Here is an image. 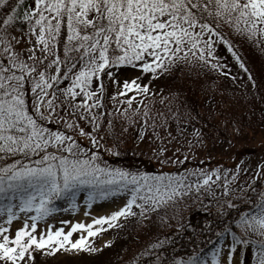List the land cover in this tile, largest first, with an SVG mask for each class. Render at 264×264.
I'll return each instance as SVG.
<instances>
[{
	"label": "rangeland",
	"instance_id": "rangeland-1",
	"mask_svg": "<svg viewBox=\"0 0 264 264\" xmlns=\"http://www.w3.org/2000/svg\"><path fill=\"white\" fill-rule=\"evenodd\" d=\"M241 1L235 47L158 0L123 8L107 0L31 2L35 18L0 43L2 79L11 86L0 123L14 120L26 136L5 137L10 155L1 149L0 163L19 158L37 169L56 153L37 157L35 148L67 133L68 149L90 146L89 156L105 159L120 153L112 152L119 143L158 173L139 184L109 171L107 161L99 170L80 153L60 158L72 186L88 190L56 213L47 205L57 184L1 202L0 264H136L191 226L192 213L217 219L230 209L239 211L235 231H224L198 264H211L223 248L235 264H264V0ZM222 99L242 103L244 120ZM47 121L56 129L42 126ZM99 182L118 195L94 200ZM121 197L129 204L117 219L85 220ZM14 230L17 240L2 244Z\"/></svg>",
	"mask_w": 264,
	"mask_h": 264
},
{
	"label": "trees",
	"instance_id": "trees-1",
	"mask_svg": "<svg viewBox=\"0 0 264 264\" xmlns=\"http://www.w3.org/2000/svg\"><path fill=\"white\" fill-rule=\"evenodd\" d=\"M33 0H0V43L4 41V37L9 33L19 31L24 28L35 18L38 10H32L30 4ZM129 0H107V3L112 7H124ZM161 2L164 8L172 12L176 16L189 19L191 22L197 25H203L214 31L223 39H228L233 42L235 40L232 37L234 29L237 27L239 16L245 9L244 4L241 0H228L227 8H225L223 1L227 0H158ZM233 1V2H232ZM223 5V6H222ZM99 21L105 24V20L99 17ZM63 32V30H62ZM243 62L246 64V60L242 57ZM2 60L0 56V102L6 100V97L10 95L7 92L11 86H7V83L2 79ZM187 79V78H186ZM195 83V88H196ZM49 90V88H48ZM195 96H198L197 90L195 89ZM221 104H226L225 110L236 112V117L239 120H244V116L247 114L242 106V103L233 99H222ZM264 106V104H263ZM197 116L199 112L196 113ZM233 118L235 114H233ZM185 114H178L173 117L176 120L184 118ZM221 122L223 126H227L228 118ZM7 125L0 123V136L4 137L0 140V150L7 149V141L5 137H17V140L22 141L26 138L25 133L15 129V124ZM23 125V124H22ZM42 126L46 129H53L57 127L54 121L42 122ZM25 127V126H24ZM165 129V123L162 124ZM15 129V130H14ZM58 130V129H57ZM68 139L62 138L55 142L45 141L41 142L35 150L39 149L33 156L41 157L44 153L49 151L56 153L54 158L51 160L42 161L43 166L37 169L24 168V164L18 159H11L10 161H4L0 163V203L8 202L10 197L13 196H25L34 195L35 192L44 191L51 184H57L58 190L56 197L51 200L47 207L49 212L60 211L65 204V200L74 199L82 192L87 191L85 185L72 186L71 177L67 174L65 169L62 168L60 158L63 157H78L89 163H96L99 170H103L106 167L103 164L107 161L110 166L107 168L109 171L120 172L125 177H134L135 182L142 184L147 177H153L158 173L155 166L144 165L142 163L136 164L138 161L133 157V151L128 147H123L122 150L119 146L122 144L115 145V149L112 152H120L118 154L112 153L110 156L101 158L102 155L97 157L89 156L87 150L91 149L90 146L82 147L80 150L76 148H67L68 142L74 138L64 133ZM24 136V137H23ZM65 139V140H64ZM70 144V143H69ZM83 146V144H81ZM119 148V149H118ZM8 150V149H7ZM99 152V150H94ZM9 150L5 152L6 158H9ZM101 153V152H100ZM102 153H104L102 151ZM86 155V156H85ZM97 155V153H96ZM17 157V156H15ZM32 157V156H31ZM133 158V159H132ZM18 160V161H17ZM36 159L35 161L37 162ZM135 160V161H134ZM139 162V161H138ZM31 163V161H30ZM73 175L77 174L72 172ZM99 182L95 185V193H98L94 198L100 199L106 198L110 195H118L114 189L104 187ZM104 189V190H103ZM35 191V192H34ZM104 192H111L106 194ZM102 193V194H101ZM101 194V196H100ZM238 209H230L227 211L225 216L219 218H213L206 212H194L190 215L191 226H185L180 232L169 235L165 238L162 246L155 251V253L149 258H144L143 261L137 262L136 264H176L177 260L183 259L186 264H198L199 256L207 255L209 250L215 245L220 235L228 230L235 231L236 220L239 217ZM242 264H245L242 261Z\"/></svg>",
	"mask_w": 264,
	"mask_h": 264
},
{
	"label": "bare ground",
	"instance_id": "bare-ground-1",
	"mask_svg": "<svg viewBox=\"0 0 264 264\" xmlns=\"http://www.w3.org/2000/svg\"><path fill=\"white\" fill-rule=\"evenodd\" d=\"M129 204V200L127 197H121V198H115L112 201H110L108 207L104 208L101 211L92 212L91 217H87L88 219H85L86 221H91L96 219L97 217H100L101 214H106L107 217H111L112 219L118 218V212H122L126 205ZM92 218V219H91ZM17 230L12 231V233H8L2 237L1 243L2 244H9L13 241L17 240ZM235 255H233L231 252H227L226 249H221V252L219 255L215 256L214 254L209 257V261L211 264H235Z\"/></svg>",
	"mask_w": 264,
	"mask_h": 264
}]
</instances>
